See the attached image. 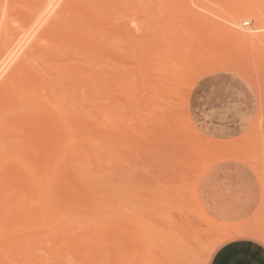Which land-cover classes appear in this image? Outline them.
<instances>
[{
    "label": "rangeland",
    "instance_id": "rangeland-1",
    "mask_svg": "<svg viewBox=\"0 0 264 264\" xmlns=\"http://www.w3.org/2000/svg\"><path fill=\"white\" fill-rule=\"evenodd\" d=\"M45 1L0 0L1 55L19 25L33 28ZM66 1L0 86V263L197 264L225 230L252 223L236 214L240 174L260 186L261 177L264 187V111L254 84L264 99V56L197 15L215 17L201 2ZM201 1L225 15L256 3L264 27V0ZM240 76L256 93L252 105L231 96ZM39 127L48 128L43 137ZM55 147L59 158L49 163ZM34 162L45 167L42 179L35 175L43 196L18 178ZM7 170L18 180L8 181Z\"/></svg>",
    "mask_w": 264,
    "mask_h": 264
},
{
    "label": "bare ground",
    "instance_id": "bare-ground-1",
    "mask_svg": "<svg viewBox=\"0 0 264 264\" xmlns=\"http://www.w3.org/2000/svg\"><path fill=\"white\" fill-rule=\"evenodd\" d=\"M66 1V0H65ZM64 0H47V2L45 3V5L46 6H44V5H42L43 3H44V1H43V3L41 4L42 6H44L43 8H42V6H41V9L42 10H40V7L38 8V10H40L41 11V15L39 14V12L40 11H38L37 9V11L38 12H34V14H35V16H38V14H39V17L38 18H31L32 19V21L34 22V25H33V23L31 24V26L33 25V28L32 27H28V30H27V27H26V25L24 26V27H26V30L23 32V30H24V27L22 26V25H19V30H20V27L23 29H21L20 31H18L17 32V30H15L14 32H17V33H11L13 36H11L10 38H11V40H10V43L8 44V41H7V39L5 40L6 41V43L8 44L5 48H4V52L2 51V54L3 55H1V52H0V86L3 84V82H4V80L6 79V77L8 76V74L11 72V70H12V68L15 66V64L16 63H18V62H20V60L24 57V55L26 54V52L30 49V47H32L35 43H34V41L36 40H38V39H40V36L42 35L41 33H42V30L44 29V27H45V29H46V26L47 25H50V23L52 22V21H50V20H53L52 18H55L56 16H57V14H58V11H60L61 10V7H63L62 5H63V3L65 2ZM188 1L189 0H187V2H186V0H185V3H188ZM193 1H196V4L197 3H199V2H201V4H199L200 5V7L202 8V6H204V8H202L203 10L202 11H207V12H209V13H211L213 16H215V17H213V18H215V20H218V21H215L211 16H208L207 14H205V13H202L201 14V12L198 10V9H194V12H196L197 10H198V12H197V15L199 14V15H201V16H204V17H210L209 19L210 20H212L215 24H217V25H219V26H221V27H219V28H217L218 30H222V29H224V30H226V31H224L223 30V32H224V36H227L229 39H231L232 41H235L236 43H238V44H244V45H247V46H251V47H254V48H257L258 50H259V52L262 54V56H264V27L262 26V25H260V22H261V16H260V14L259 13H257V10L259 9V5L258 4H244V5H242V6H237L235 9H231V11H228V10H225L224 8H222V9H224V11L223 12H226V14H228V15H225L224 13H222V12H220L219 10H216V9H214V8H212V9H208V8H205L206 6H205V4H204V2L203 1H199V0H192V1H190V2H193ZM42 2V1H41ZM67 2V1H66ZM189 2V3H190ZM189 3L186 5V6H188V7H190V8H192V5H194V6H196V4H190L189 5ZM198 5V4H197ZM198 5V6H199ZM185 6V7H186ZM193 6V7H194ZM207 7H209L208 5H207ZM84 8H86V7H84ZM198 8V7H197ZM60 9V10H59ZM106 9V8H105ZM115 9V8H114ZM92 10V9H91ZM189 10H193V9H189ZM196 10V11H195ZM108 11V10H107ZM38 13V14H37ZM91 13H95L96 14V12H91ZM109 13V12H108ZM37 14V15H36ZM93 15V16H96V15ZM210 14V15H211ZM92 15V14H91ZM32 17L34 16V15H31ZM55 16V17H54ZM203 17V18H204ZM217 17H219L220 19H216ZM29 18H30V16H29ZM92 18V17H91ZM137 18V17H136ZM200 18V17H199ZM100 19V18H99ZM98 19V20H99ZM132 19V18H131ZM197 19V18H196ZM221 19H223L224 20V22H222V20ZM97 20V19H96ZM221 20V21H220ZM14 21V20H13ZM92 21H94V20H92ZM220 21V22H219ZM27 22V21H26ZM219 22V23H218ZM24 23H25V21H24ZM29 23V22H28ZM30 23H31V21H30ZM30 23H29V26H30ZM137 23V22H136ZM213 24V23H212ZM216 25V26H217ZM225 25V26H224ZM17 26V25H16ZM28 26V25H27ZM223 26V27H222ZM18 27V26H17ZM218 27V26H217ZM30 28H31V31H30ZM136 28V27H135ZM18 29V28H17ZM44 29V30H45ZM138 29V28H137ZM26 31H28L27 33H29V31H30V33L29 34H27L26 35ZM83 31V30H82ZM220 33H223V32H221V31H219ZM21 33H23V35L22 36H20L19 37V35H17V36H15L16 34H21ZM10 34V35H11ZM17 37V38H16ZM19 37V38H18ZM80 37V36H79ZM85 37V36H84ZM9 38V37H8ZM9 38V39H10ZM79 40V39H78ZM40 40H38L37 42H39ZM41 41H43V40H41ZM80 42V41H79ZM34 43V44H33ZM42 43H44V42H42ZM42 43H40V44H42ZM1 47V46H0ZM170 70V69H169ZM171 71V70H170ZM171 74H168L171 78L170 79H173V77H177V76H179V73H178V71L177 70H172V72H170ZM34 76V75H33ZM26 78V77H25ZM175 79V78H174ZM6 81H7V79H6ZM5 83V82H4ZM28 83H30V82H28ZM26 84H27V82H26ZM254 84H255V86H256V91H257V93H258V98H260V101L258 102V103H260V104H258L260 107V111L259 112H261V110H263L264 111V99H263V96H262V93H261V90H259L260 88H259V86H258V84L256 83V82H254ZM21 88V87H20ZM20 88L17 86V88H14V92H15V90L16 89H18V90H20ZM26 89V88H25ZM22 90V89H21ZM20 92V91H19ZM16 95H17V93H15ZM34 95V94H33ZM36 97V96H35ZM38 98V97H37ZM46 103H44V105H45ZM43 105V104H42ZM47 106H48V103H47ZM46 107V106H45ZM51 107L49 106V110H47L46 112H51L52 110V108L50 109ZM47 109H48V107H47ZM51 110V111H50ZM56 111H58V110H56ZM56 111H54V109H53V112H51V113H53L54 114V112H56ZM51 113H49L50 115L49 116H52V114ZM58 113V112H57ZM58 114H62V112L60 113H58ZM62 117V116H61ZM27 120V119H26ZM11 121V120H10ZM28 121V120H27ZM27 121H26V123H27ZM30 121V120H29ZM25 122V121H24ZM51 122V121H50ZM15 123V122H14ZM13 122H8L7 123V127H8V129H9V127L12 129V130H15L16 128L17 129H19V126L17 125V124H14ZM31 123V122H30ZM29 123V124H30ZM37 123V122H36ZM40 123V122H39ZM32 124H34L35 125V122L33 123H31L30 124V126L32 125ZM52 124V123H51ZM20 125V124H19ZM50 125V124H49ZM22 126V125H21ZM37 126V125H36ZM42 126V125H41ZM46 126V125H45ZM263 126H264V124H263ZM5 127V126H4ZM14 127H15V129H14ZM23 127V126H22ZM21 127V128H22ZM25 127V126H24ZM32 127H35V126H33L32 125ZM63 126H61L59 129H60V133H59V135H64V137H66L67 136V140H68V128H67V130L66 131H68L67 133H66V131H65V128H62ZM69 127V126H68ZM27 128H29V127H27ZM40 128V130H41V127H39ZM3 129V128H2ZM1 129V130H2ZM10 129V130H11ZM30 129H31V127H30ZM44 129V130H43ZM48 128H46V130H47ZM51 129V128H50ZM4 130V129H3ZM10 130H8V131H10ZM32 130V129H31ZM31 130H30V132H31ZM34 130V129H33ZM35 130H37V128H35ZM40 130L38 131V135L40 134L41 136L43 135V134H41V133H43L42 132V130L43 131H45V133L44 134H46V130H45V128H42V130H41V132H40ZM52 130V129H51ZM4 131H6V130H4ZM17 131V130H16ZM35 132V131H34ZM59 132V131H58ZM263 134H262V138H263V142H264V128H263ZM6 134H7V131L5 132ZM37 133V132H36ZM51 133H52V131H51ZM66 134V136H65V134ZM30 134V133H29ZM32 134H34V133H32ZM70 135V134H69ZM27 136V135H26ZM33 136H35V135H33ZM37 136V135H36ZM40 136V137H41ZM53 136V135H52ZM58 136V135H57ZM62 136H60L61 138L60 139H62L63 137ZM6 137V136H5ZM43 137V136H42ZM56 139H57V137H55ZM49 139V138H48ZM54 140V139H53ZM57 140H59V137H58V139ZM56 140V141H57ZM56 141H53V143L55 142L56 143ZM62 141V140H61ZM44 142V141H43ZM51 142V141H50ZM58 142V141H57ZM69 142H71V140L69 139ZM20 143V142H19ZM22 143V142H21ZM39 143V142H38ZM45 143H49L48 142V140H46L45 141ZM59 143V142H58ZM60 144V143H59ZM42 144H37V146H39V148L40 147H42V148H44V144L41 146ZM51 145V144H50ZM55 145V144H54ZM36 147V146H35ZM26 148V147H25ZM28 148V147H27ZM31 148V147H30ZM52 148V147H51ZM50 148V149H51ZM18 149V148H17ZM37 149V148H36ZM35 149V151L37 152V150ZM50 149H48V150H50ZM59 147L57 148V147H55L54 148V150L52 151V150H50V154H47V156H46V158H47V160H49L48 162L50 163V161H52V160H55V161H57L58 160V153H59ZM41 150V149H40ZM24 151H25V149H24ZM27 151V152H26ZM25 151V153H29V151L28 150H26ZM35 151H33L32 150V152H35ZM2 152H4L3 150H2ZM6 152V151H5ZM4 152V153H5ZM36 152L33 154V155H35L36 154ZM41 152V151H40ZM49 151H47V153H48ZM3 153V154H4ZM43 153V152H42ZM45 153V152H44ZM38 154H40V153H38ZM46 154V153H45ZM0 156H1V154H0ZM28 156V155H27ZM30 156V155H29ZM36 156V155H35ZM1 158H2V156L0 157V160H1ZM5 158H8V156L5 154ZM31 158V157H30ZM32 159V158H31ZM34 159V158H33ZM28 160H29V158H28ZM35 160V159H34ZM33 160V161H34ZM40 160V159H39ZM43 160V159H42ZM74 160V159H73ZM23 162V161H22ZM31 162V161H30ZM40 162V161H39ZM42 162V161H41ZM263 162H264V159H263ZM29 163V162H28ZM58 163H59V161H58ZM23 164V163H22ZM27 164V163H26ZM31 164V163H30ZM35 164V162L32 164L33 166H35L34 165ZM43 164V163H42ZM17 165V164H16ZM25 165V164H24ZM28 165V164H27ZM31 165V166H32ZM47 165V164H46ZM50 165V164H49ZM20 166V165H19ZM18 166V167H19ZM17 166H16V169H15V167L13 168L14 170L13 171H15V170H18L19 168H21V167H19L18 168ZM30 167V165L29 166H25V169H23V168H21L22 170H24L23 172H24V174H22V176L20 175V176H18V178L19 177H23L22 179L24 180L25 178V180H26V182H27V180H28V182H29V184H30V187L28 186V189H31V191H34L35 192V189L36 188H38L39 186L37 185V183H39L38 181L40 180L39 179V177L37 176V178H36V174L37 175H39L40 176V178L42 179L44 176L43 175H45V174H43V173H45V172H43L45 169V167L42 169L41 168V166H39V164L37 165V166H35L36 168H34V169H32V170H30L31 168H29ZM47 167V166H46ZM48 168V167H47ZM8 169H9V167H8ZM21 169H19L18 171H19V173H20V171H22ZM9 170H11V169H9ZM9 170H7V171H9ZM5 172V171H4ZM10 172V171H9ZM51 172V171H50ZM12 173V171L10 172V174H7V175H11L10 177V179H9V176L7 177V175H6V178H8V181L9 180H11V181H13V180H15V179H17L18 180V178L17 177H15L14 178V174H11ZM2 174V173H1ZM0 174V175H1ZM43 174V175H42ZM65 174V173H64ZM50 175H52V174H50ZM15 176H16V174H15ZM54 176V174L51 176V178ZM1 177V176H0ZM13 177V178H12ZM1 178H3V177H1ZM21 178H19L20 179V181H21ZM13 179V180H12ZM2 180H4V179H2ZM16 180V182H18ZM38 180V181H37ZM49 180V179H48ZM42 181V180H41ZM14 182V181H13ZM23 182V181H22ZM18 184H20V183H18ZM40 184H41V182H40ZM42 185V184H41ZM48 185V184H47ZM19 186V185H18ZM23 186V185H22ZM25 186V185H24ZM38 186V187H37ZM33 189V190H32ZM48 190V189H47ZM24 191V190H23ZM49 191V190H48ZM36 192H37V194H41V196H43L42 195V192L41 191H39V188H38V190H36ZM4 193V192H3ZM3 193H2V195H3ZM13 193V192H12ZM15 193V192H14ZM14 193H13V195H14ZM32 193V192H31ZM16 194V193H15ZM20 194L21 193H17L16 194V196H15V199H17L18 197V199H20ZM24 194H25V191H24ZM5 195V194H4ZM3 195V196H4ZM27 195V194H26ZM35 195V194H34ZM30 196V195H29ZM46 196V195H45ZM5 197V196H4ZM4 197H3V199H4ZM17 197V198H16ZM26 197V196H25ZM27 197H28V195H27ZM32 196H30V198H31ZM35 197V196H34ZM52 197V196H51ZM12 198V201L14 200V196H12L11 197ZM10 198V199H11ZM22 198H23V196H22ZM21 198V199H22ZM6 199V198H5ZM20 199V200H21ZM43 199L44 198H42V201H43ZM0 200H2V199H0ZM47 200V199H46ZM12 201L10 202V204H7V208L6 207H4L5 209H4V211H8L9 209H10V207H11V204H12ZM15 201V200H14ZM34 201V200H33ZM39 201V200H38ZM21 202V201H20ZM50 202V201H49ZM6 203H8V201L6 202ZM28 204V203H27ZM52 204H54V203H52ZM16 205V204H15ZM30 205V204H29ZM34 205V204H33ZM1 206V205H0ZM4 206V205H3ZM3 206H1V207H3ZM8 207H9V209H8ZM55 207V206H54ZM24 208V207H23ZM45 208V207H44ZM26 209V208H25ZM24 209V210H25ZM45 209H49V208H45ZM23 210V212H25ZM30 209H27V211H29ZM1 211H3V210H1ZM6 211V212H7ZM22 211V209L19 211V212H21ZM26 211V212H27ZM9 212V211H8ZM3 213V212H2ZM5 213V212H4ZM21 214H23L22 212H21ZM28 214V213H27ZM30 214V213H29ZM1 215V214H0ZM59 215V214H58ZM2 216V215H1ZM21 216H25V215H21ZM4 217H5V215H4ZM10 217V216H9ZM9 217H8V219H9ZM1 218V217H0ZM5 218H7V217H5ZM21 218V217H20ZM6 220V219H5ZM4 221V220H3ZM11 221V220H10ZM3 223V222H2ZM8 223H9V221H8ZM12 223V222H11ZM137 227H139L138 226V224H137ZM140 227H142V226H140ZM2 228H3V226H2ZM1 229V228H0ZM139 229V231H138V236L141 238V239H145V238H142V236H143V232L144 231H142L141 230V228H138ZM137 229V230H138ZM1 230H3V229H1ZM2 232V231H1ZM4 233V232H3ZM145 237V236H144ZM139 239V238H138ZM140 240V239H139ZM145 241V240H144ZM146 241H147V239H146ZM140 242H142V241H140ZM139 242V243H140ZM144 243V242H143ZM9 246H11V245H9ZM141 246H142V244H141ZM7 247V246H6ZM8 248V247H7ZM10 248V247H9ZM12 248H14L13 246H12ZM6 250V249H5ZM80 250H85L84 248H82V249H80ZM82 252V251H81ZM7 254V253H6ZM10 254V253H9ZM143 254V253H142ZM79 255V254H78ZM8 256H10V255H8ZM21 257H22V254H21ZM18 258V257H17ZM25 259V258H24ZM23 259V260H24ZM146 259V258H145ZM31 260V259H30ZM6 261V260H5ZM37 261V260H36ZM8 262H9V260H8ZM92 262V260H89V262L88 263H91ZM2 263V262H1ZM0 263V264H1ZM35 263V262H34ZM56 263V262H55ZM39 264V263H38ZM54 264V263H53Z\"/></svg>",
    "mask_w": 264,
    "mask_h": 264
},
{
    "label": "crops",
    "instance_id": "crops-1",
    "mask_svg": "<svg viewBox=\"0 0 264 264\" xmlns=\"http://www.w3.org/2000/svg\"><path fill=\"white\" fill-rule=\"evenodd\" d=\"M241 78H238L240 80L238 90L234 86L230 88V92L233 93L231 96L240 97L244 106L245 104L252 105L256 99V93L247 80ZM250 117L251 113H248L247 110L241 114L239 121L241 128L246 126ZM213 131H208V133L211 134ZM218 133L225 136L232 135V131L229 129H221ZM245 175V172L240 174L241 182L235 188L236 214L239 218H244L245 222H247L246 217L250 215L249 220L252 223L245 228L225 230L224 233L227 235L222 239L223 243H220L213 252L209 264H264V237L258 233H264L263 182L260 177V186L255 183L252 175L249 178L244 177ZM220 216L224 217L222 213Z\"/></svg>",
    "mask_w": 264,
    "mask_h": 264
},
{
    "label": "snow or ice",
    "instance_id": "snow-or-ice-1",
    "mask_svg": "<svg viewBox=\"0 0 264 264\" xmlns=\"http://www.w3.org/2000/svg\"><path fill=\"white\" fill-rule=\"evenodd\" d=\"M222 242L223 241L221 240L208 245L203 254V257L197 262V264H209V258L211 257L215 249L218 247V245Z\"/></svg>",
    "mask_w": 264,
    "mask_h": 264
}]
</instances>
